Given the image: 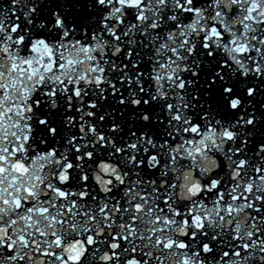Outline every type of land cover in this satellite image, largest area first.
Instances as JSON below:
<instances>
[{
    "label": "snow or ice",
    "instance_id": "obj_1",
    "mask_svg": "<svg viewBox=\"0 0 264 264\" xmlns=\"http://www.w3.org/2000/svg\"><path fill=\"white\" fill-rule=\"evenodd\" d=\"M0 264H264V0H0Z\"/></svg>",
    "mask_w": 264,
    "mask_h": 264
}]
</instances>
